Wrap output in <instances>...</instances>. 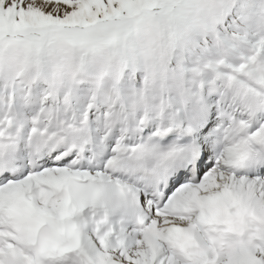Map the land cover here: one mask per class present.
Masks as SVG:
<instances>
[{"label":"snow or ice","instance_id":"snow-or-ice-1","mask_svg":"<svg viewBox=\"0 0 264 264\" xmlns=\"http://www.w3.org/2000/svg\"><path fill=\"white\" fill-rule=\"evenodd\" d=\"M0 264H264V0H0Z\"/></svg>","mask_w":264,"mask_h":264}]
</instances>
